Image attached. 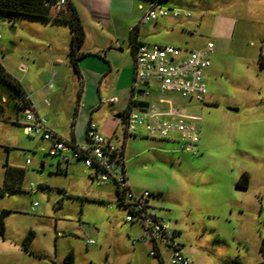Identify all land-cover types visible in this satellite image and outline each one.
Here are the masks:
<instances>
[{
    "label": "rangeland",
    "instance_id": "374dc122",
    "mask_svg": "<svg viewBox=\"0 0 264 264\" xmlns=\"http://www.w3.org/2000/svg\"><path fill=\"white\" fill-rule=\"evenodd\" d=\"M204 1L212 0L165 2L163 8H177L181 16L151 41L182 50H213L203 102L168 93L154 101L162 112L167 104L160 100L171 101L196 118L192 122L201 148L197 155L184 153L179 143L149 137L145 131L128 137L129 186L133 195L151 194L149 204L177 231V242L192 264H264V15L250 18L247 0H218L228 14L232 7L234 16L243 15L232 34L219 20L222 11L210 10ZM185 14L189 18H182ZM30 21L0 15V60L14 62L22 50L21 30ZM4 116L0 187L8 155L12 162L24 166L28 160L30 165L21 191L0 196V213L7 212L0 264H137L129 236L142 230L125 222L124 207L94 197L102 189L114 198L112 187L91 183L83 164H75L71 176L54 171L55 164L42 168L40 159L48 157L40 152L39 136L24 134L18 123L23 116L15 108ZM243 174L246 189L237 187ZM90 240L93 245L88 246Z\"/></svg>",
    "mask_w": 264,
    "mask_h": 264
},
{
    "label": "crops",
    "instance_id": "0c3cea01",
    "mask_svg": "<svg viewBox=\"0 0 264 264\" xmlns=\"http://www.w3.org/2000/svg\"><path fill=\"white\" fill-rule=\"evenodd\" d=\"M168 1L170 0L166 2ZM247 1L249 7L247 15L250 18L256 16L259 18L264 15V0ZM67 3L76 12L85 34L84 42L79 49L81 55L77 62L78 74L75 73L68 56L71 41L70 25L54 19H31L30 22L25 23V27L21 30L19 47L22 50L15 56L14 62H7L4 56L3 60H0L6 73L18 83L21 89V95H17L7 84H0L4 87L0 88V124L4 122L2 120L4 115L12 108H15V111L23 116L20 110L21 101L19 97L23 95L27 98L36 119L41 122L44 129L53 132L63 140L82 144L85 142L89 123H94L97 132L109 139L113 145L124 142L125 158V145L128 137L124 138L123 136L122 124L124 116L131 107L134 83L132 56L134 34L136 33L135 38L138 44L168 46L153 44L151 41L155 40L168 25L176 24V20L181 15L173 17L170 14L167 17H159L155 21L141 23L143 15L152 6L144 0H67ZM163 4L160 5L162 8L164 7ZM202 4L219 14L222 11L219 20L234 34L237 28V19H243L242 14L237 17L234 16L232 7L228 14L227 10L220 9L222 4L220 5L218 0L204 1ZM199 7L200 5L197 6V9ZM168 10L179 12L177 8ZM182 18L189 17L183 15ZM184 24L188 25L187 23ZM149 92V96L142 100L143 104L149 103L158 109H162L163 107H158L154 103L155 96L159 95L156 83L149 84ZM171 95L178 97V95ZM112 97L116 98V102H103V100ZM177 107H181V105L177 104ZM20 122L18 121L19 124ZM140 131L144 130L139 129L131 136H136ZM197 133L199 136L197 150H199L201 148L200 133L198 131ZM39 141L41 143L40 152L48 157L44 161L40 159L41 167H51L55 164L53 167L57 173L73 175L75 164L81 163L74 162L66 168L61 167L58 158H53L56 161H52L47 155L50 143L41 139L40 136ZM12 145L16 144L12 143ZM27 161L22 166L12 162L10 155H8L10 168L25 171L26 168H29ZM86 173L89 181L95 184L89 178V170ZM125 174L129 185L126 166ZM89 181H86L87 184ZM106 186L112 187L114 198L102 189L95 190L94 197L101 202L108 200V202L121 206L117 201L116 190L112 185L106 184L98 187ZM241 189H246V186ZM152 208L156 209L153 206ZM129 225L137 226L141 230L138 225ZM175 232L177 233V231ZM129 237L132 239L131 244L133 246L130 249L133 254L132 262L160 264L157 259L149 255L151 245L140 241L142 231ZM88 242V246L93 245Z\"/></svg>",
    "mask_w": 264,
    "mask_h": 264
},
{
    "label": "built area",
    "instance_id": "2783aa9c",
    "mask_svg": "<svg viewBox=\"0 0 264 264\" xmlns=\"http://www.w3.org/2000/svg\"><path fill=\"white\" fill-rule=\"evenodd\" d=\"M67 0H56L50 6L52 17L67 9ZM179 17L177 11H169L160 5L152 4L143 15L141 23L155 21L169 15ZM189 17V14H185ZM1 39V34H0ZM211 48L206 50H182L170 46L139 44L132 50L134 83L132 87L131 107L124 116L123 136H131L143 129L149 137L172 141L180 144L184 153L197 155L199 136L192 121L196 118L185 114L171 101L160 100L167 104L165 112L142 100L149 96V84L156 83L159 94H175L180 97L203 102L206 96L205 71L210 66ZM28 104L21 110L20 122L27 136H40L50 143L47 155L58 158L61 167L79 162L89 170V178L98 186L112 185L118 192V203L125 208L128 224L138 225L142 230L140 241L151 245L149 255L160 264H192L182 253L177 242V233L172 230L164 218L159 216L149 204L151 194L143 192L133 195L125 174L123 143L113 145L109 139L100 135L94 123H89L86 139L82 144L66 141L42 127ZM103 102L114 103L112 97ZM124 141V140H123ZM30 162L27 161L29 167ZM29 191L34 193L33 186ZM37 204L34 203L31 211ZM93 244V241H89Z\"/></svg>",
    "mask_w": 264,
    "mask_h": 264
},
{
    "label": "trees",
    "instance_id": "16d2710c",
    "mask_svg": "<svg viewBox=\"0 0 264 264\" xmlns=\"http://www.w3.org/2000/svg\"><path fill=\"white\" fill-rule=\"evenodd\" d=\"M56 0H0V15L9 16L10 20L16 16L27 17L31 19H41V20H60L66 22L70 25L71 30V41H70V51H69V59L71 61V65L76 74H78V59L80 57L79 49L82 46L85 38V34L80 23V20L71 6L67 4V9L65 12H62L60 15L56 17H52L50 14V6ZM149 2L151 5H161L167 0H144ZM135 31V29H134ZM136 33L133 38V47L132 50L139 45L136 42L135 38ZM260 63L261 66L264 67V56L260 54ZM7 84L17 95H21V89L18 83L12 79L4 70L2 65L0 64V84ZM21 101L20 110L28 104L25 102V97L19 96ZM24 178V170L17 168L7 167L5 170V179L4 186L0 187V196L5 194H11L14 192L21 191V183ZM247 176L243 174L240 177L239 182L237 183L238 188H243L246 186ZM117 201H118V192L116 191ZM7 214V212L2 211L0 213V237L4 235V222L3 218ZM32 237L29 234L25 240L23 246H27L30 242V238ZM261 252L264 253V241L261 246Z\"/></svg>",
    "mask_w": 264,
    "mask_h": 264
},
{
    "label": "water",
    "instance_id": "95a60500",
    "mask_svg": "<svg viewBox=\"0 0 264 264\" xmlns=\"http://www.w3.org/2000/svg\"><path fill=\"white\" fill-rule=\"evenodd\" d=\"M229 111H232V112H237V109H234V108H230Z\"/></svg>",
    "mask_w": 264,
    "mask_h": 264
}]
</instances>
